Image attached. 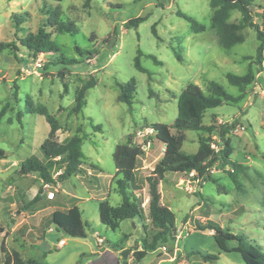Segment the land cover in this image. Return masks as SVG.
<instances>
[{
    "label": "rangeland",
    "instance_id": "obj_1",
    "mask_svg": "<svg viewBox=\"0 0 264 264\" xmlns=\"http://www.w3.org/2000/svg\"><path fill=\"white\" fill-rule=\"evenodd\" d=\"M209 2L89 0L86 4L85 0H0V42L12 41L17 46L16 50L10 47L0 49V108L5 105V112L0 118V149L4 151V156L0 157V264L4 260L1 246L6 251L12 246L18 247L17 251L25 259L36 257L37 241L42 235L30 221L32 214L44 207L42 213L50 212L51 206L56 204L54 200L59 199L62 193L65 195V191L86 197L83 185L97 189L103 187L96 175L103 179L114 171L112 153L116 144L126 142L130 136L134 143L141 144V154L145 157L146 146L152 142L150 137L154 140L152 129L146 125L152 122L173 123L177 114V96L187 83H196L206 92L207 81L214 80L228 93H239L238 88L227 81L225 73H245L249 60L244 57L254 55L258 41L254 30L246 27L241 30L245 36L243 42L230 48L221 47L215 31L210 27L212 11ZM54 7L60 10V19L73 21L78 31L74 34L53 32L52 39L58 51L37 56L43 64L60 54L73 59L74 63L56 62L48 64L45 69L43 65L38 68L35 58H28L27 50L20 45L18 38L28 31H36L48 17L46 10ZM177 10L195 18L205 26L204 30L193 31L189 23L176 14ZM262 10L264 0H253L251 11L254 20H260ZM12 12L21 19L18 29L11 19ZM140 15H146V18L137 27L123 25L128 19ZM239 18L240 13L231 10L229 20L237 21ZM153 26L156 35L152 32ZM138 48L143 52L140 62L150 73V78L133 65ZM175 52L180 54L181 60ZM147 54L156 56L161 63H154ZM87 58H90L89 62ZM24 66L26 68H21ZM258 75L264 79V61L263 70ZM90 76L96 79V83L86 91V103L81 111L75 113L72 111L74 91ZM131 77L135 79L136 90L129 107L117 100V83L126 82ZM64 84L67 86L66 92L63 91ZM27 96L33 103L44 105L57 119L60 125L56 133L58 141L74 134L76 128L81 126L87 134L81 143L85 172L62 182H49L47 187L32 172L21 173L7 182L19 171L21 161L29 156H36L46 163L40 144L47 136L49 124L43 115L25 112ZM18 111L22 113L20 121L17 119ZM210 113H216L227 122L240 120L243 126L237 131L231 129L229 133L233 147L231 157L247 166L244 172L239 173L243 190L236 189L226 173L218 172L214 176L221 185L219 188L217 182L206 180L202 187L196 186V192H188L185 185H175L181 176L179 173L166 172L159 186L163 202L173 211L177 226L185 223L186 216L192 211L191 229H184L182 236L174 243H163L165 252H162V244H159L154 253H147L141 264H156L157 260L166 258L169 260L161 264L243 263L239 253L221 251L212 232L199 229L198 225L206 224V220H192V215L207 216L212 224L224 226L236 234H245L253 243L264 248V157L261 155L264 152V86L256 80L246 88L241 100L208 109L204 123L215 119ZM215 123L219 124L217 121ZM95 124H100L101 130H94ZM170 129L175 132L173 127ZM184 133L186 138L182 149L192 153L197 149V136L202 131L184 130ZM189 137L192 142L188 140ZM212 141L220 146L218 137L212 138ZM152 147L156 151L161 150L159 141H155ZM88 171L91 174H86ZM146 171L150 172L148 169ZM57 172L52 166L54 180ZM39 187L42 188L39 198L28 208H23ZM48 191L52 192V196L50 194L48 197ZM136 192L142 207L146 193L141 189ZM57 195L59 198H56ZM117 198L120 200L118 194L113 195L111 204H115ZM203 201L207 203L204 207L193 210L198 202ZM240 205L243 208L239 212H231ZM144 209L148 211L147 205ZM83 218L90 228L86 239L79 240L67 235L52 222L47 223L46 226L51 225L52 230L44 228L41 245L46 250L45 260L48 264L83 262L85 257L80 253L88 252L89 245H94L91 234L95 231L115 243L113 247H121L125 242L122 234L132 232L134 240L128 250H136L142 245L143 236L146 233L150 236L155 231L147 212L142 218L136 216L133 220H123L114 230L108 228L100 222L93 199L85 202ZM59 237L65 238V244L53 247ZM228 244L234 246L236 241L231 240ZM196 252L216 254L218 258L211 262L204 261ZM92 258L103 263V257L93 255ZM132 261L136 263L134 258ZM112 262L115 259L103 264H115Z\"/></svg>",
    "mask_w": 264,
    "mask_h": 264
},
{
    "label": "trees",
    "instance_id": "obj_2",
    "mask_svg": "<svg viewBox=\"0 0 264 264\" xmlns=\"http://www.w3.org/2000/svg\"><path fill=\"white\" fill-rule=\"evenodd\" d=\"M60 1V0H57ZM253 0H210L211 7L210 27L215 31L217 42L221 47L230 48L237 43L243 42L244 34L241 32L243 28H251L255 32L258 41L254 55L245 56L248 59V67L245 73L235 74L226 72L227 81L238 88L239 93L233 95L228 93L224 87L217 81L208 80L207 90L203 91L196 83H187L184 89L177 96V114L171 125L163 122L148 123L146 127L152 129L154 137L164 143L163 155L153 169L145 176L148 184V211L147 217L150 219L155 231L149 236L147 233L142 238V248L134 250L132 255L135 260L142 259L147 252L157 249L159 244L164 245L166 242H175V217L172 210L160 202V192L158 184L164 179L166 172H176L186 176L191 170H195L196 177H202L203 181L212 180L217 182L218 188L221 186L217 179L208 173L207 169L216 166L217 169L225 172L236 186V189L243 190V184L239 180V173L244 172L247 166L243 163L235 161L231 155L233 147L230 142L229 132L234 128L238 120L231 122H223L216 124L215 119L209 123L203 122V116L207 109L222 105L223 103H234L244 97L245 90L250 84L257 80V74L263 70L264 61V10L259 15V21L254 20L251 11ZM88 4L89 0H85ZM231 10H237L240 18L237 21H230L229 16ZM48 17L44 23L39 25L36 31H28L23 37L18 38L20 45L25 47L28 56L35 58L39 53L53 54L58 51L57 45L52 39L53 32L76 33L78 31L73 21L60 19V10L57 7L46 10ZM176 14L184 18L195 31L204 30L205 26L198 22L192 16L177 10ZM146 18V15L136 16L128 19L123 23L126 27H137L138 24ZM14 27L19 28L18 24L21 19L15 12L11 13ZM152 32L156 35L154 26ZM17 49L14 42H0V49L3 48ZM77 50L79 48L77 47ZM91 51H88L90 53ZM178 59L180 55L175 52ZM143 52L138 48L134 57V67L142 72L150 73L142 66L140 57ZM154 63L160 64L161 61L152 54H147ZM72 64L73 59L58 55L51 57L43 64V68H47L50 63ZM255 65V68H253ZM96 79L90 76L83 81L74 91V106L72 111L78 113L86 103L85 93L94 86ZM119 92L117 100L124 102L131 107L133 96L136 90L135 79L129 78L126 82L117 83ZM63 91H67L64 84ZM16 92L14 91V95ZM5 112V105L0 108V118ZM25 112L38 113L44 116L49 124V130L46 138L41 142L40 148L46 163L36 156H29L21 161L20 168L24 169L23 173L34 172L37 170L36 176L42 180V183L63 181L68 177L82 171V160L84 158L81 150L82 140L87 138V134L83 132L81 126L76 128V132L63 141L56 138L60 125L53 114L49 113L42 104H35L32 99L27 96L25 98ZM21 111L17 112V119L20 121ZM215 118V117H213ZM94 130H101L100 124H95ZM171 127L175 132L171 131ZM184 130L202 131L197 137L198 147L195 152L187 153L182 150V142L185 139ZM216 134L219 139V149L215 151L211 147L212 135ZM214 140V139H213ZM142 153V147L139 143H134L129 136L124 143L116 144L112 153L114 167L116 169L114 180L116 191L121 197V201L117 205H112L108 200L103 199L98 202L97 212L99 220L108 228L114 230L119 223L126 219H133L136 216L143 217L144 212L138 202L136 194L130 190L131 183L134 181V171L137 156ZM264 157V152H261ZM4 156V151L0 149V157ZM56 168L57 174L55 180L52 178L51 167ZM258 172V171H257ZM264 178V174H262ZM200 185H202L200 183ZM136 189L140 188L135 187ZM42 188L39 187L35 195L24 204L23 208H28L40 196ZM50 222L56 227L61 228L67 235L71 237L84 238L87 236L89 223L82 218V211L77 205H72L65 210H54L50 215ZM201 230H212V237L223 252L239 253L242 264H264V248L255 244L245 234H236L220 225L206 223L199 224ZM234 240L236 244L229 246V241ZM4 255L2 264H48L45 260L46 252L40 256L23 258L19 251H6L1 246ZM198 257L204 261L211 262L216 260L218 255L196 252ZM80 264V261H76Z\"/></svg>",
    "mask_w": 264,
    "mask_h": 264
},
{
    "label": "crops",
    "instance_id": "obj_3",
    "mask_svg": "<svg viewBox=\"0 0 264 264\" xmlns=\"http://www.w3.org/2000/svg\"><path fill=\"white\" fill-rule=\"evenodd\" d=\"M180 55V54H179ZM181 57V56H180ZM28 58H29V56H28ZM181 60V59H180ZM21 68H26V66H24V67H21ZM198 85V84H197ZM199 86V85H198ZM201 88V87H200ZM241 100V99H240ZM208 110V109H207ZM207 110L205 111V113H204V115L207 113ZM210 115L212 116V118L213 117H215V120L217 121V123H223V122H227V121H224V120H222L216 113H210ZM203 118H204V116H203ZM209 123V122H208ZM238 123H240V120L238 121ZM237 123V124H238ZM240 125L242 126V124L240 123ZM242 128H243V126H242ZM230 133V132H229ZM152 134L154 135V132H152ZM151 134V135H152ZM201 134H203V132L201 133ZM184 135H185V133H184ZM229 135V134H228ZM198 137V136H197ZM217 137V135L216 134H213L212 135V138H216ZM230 137V136H229ZM185 138H186V136H185ZM150 139L152 140V142H148V146H146V149H145V152H146V155H145V157H143L142 156V154H140V155H138L137 156V159H136V164H135V171H134V181L131 183V188H130V190L131 191H133L136 195H138V192H136V191H138V190H143L146 194H145V196H144V202H142V207H143V212H144V215L146 214V212L147 211H145V205H147V209H148V192H147V190H148V184H147V182H146V180H145V176L149 173L148 171H146L147 169L149 170V171H151L152 169H153V167H154V165L156 164V162L158 161V159H160L161 157H162V155H163V150H164V143L162 142V141H160V140H158L157 138H155L154 137V140L152 139V137H150ZM185 140V139H184ZM183 140V141H184ZM190 142H192V140H190V137H189V139H188ZM155 141H159V145L161 146V150H159V151H156V150H154V148L152 147L153 146V144H154V142ZM194 142V141H193ZM182 144H183V142H182ZM198 147V146H197ZM181 148H182V146H181ZM148 149V150H147ZM183 150V149H182ZM185 151V150H184ZM196 151V150H195ZM194 151V152H195ZM186 152V151H185ZM187 153H190V152H187ZM193 153V152H192ZM81 167H82V165H81ZM84 169H83V167H82V171L81 172H78V173H76V174H74V175H72V176H75V175H77V174H79V173H82V172H85V171H83ZM115 171H116V169H115V167H114V171L112 172V173H109L108 175H107V177L106 178H103V179H100L99 178V176H98V174L96 175L97 176V179L99 180V182H100V184H102L103 185V187H100V188H90V187H88V186H86V185H83V189L85 190V192L87 193V196L86 197H79V196H77V195H75V194H71V193H69V192H67V191H65V195H60L61 197L59 198L58 197V195H57V197L56 198H59V199H57V200H54L55 202H56V204L55 205H53V206H51V207H53L52 209H51V211L49 212V211H47L45 214L44 213H42L44 210H45V207L44 208H41V209H37L33 214H32V218L30 219V221L33 223V225H34V227H35V229H37V230H39L40 232H41V235H42V237H41V239L44 237V228L45 227H47V230L48 231H51L52 230V226L51 225H49V226H46L47 225V223L49 222V224H50V215H51V213L54 211V210H65V209H67L68 207H70V206H72V205H77L80 209H81V211H82V218H83V213H84V211H85V202L86 201H90V200H94L95 201V203H96V205H98V202L99 201H101V200H103V199H106V200H108L109 201V203L111 204V202H110V200L113 198V195H115V194H118L117 193V191H116V184H115V180H114V175H115ZM218 172H223L222 170H219V169H217V167H215V169H214V171L212 172V173H210V175H212V177H214V178H216L215 176H214V174H216V173H218ZM223 173H225V172H223ZM86 174H91V172H86ZM165 177V176H164ZM186 176H183V175H181L177 180H176V182H175V185H185L186 186V184H187V182H188V180L186 179L185 180V182L182 184V183H180V180H182V179H184ZM69 178H71V176L70 177H68L67 179H65V180H68ZM137 179H139V180H137ZM65 180H63V181H65ZM55 181H57V180H55ZM191 181H192V185H196V184H198V183H196V182H194V179H192L191 178ZM57 182H62V181H57ZM161 183V182H160ZM160 183L158 184V190H159V192H160V189H159V186H160ZM140 187L139 189L137 188H135V187ZM200 187H202V185H200ZM186 189V188H185ZM63 190V189H62ZM49 192H51V191H48V193ZM188 192H191V191H189L188 190ZM222 192H224V191H222ZM119 195V194H118ZM171 195H173V194H171ZM50 196V195H49ZM120 196V195H119ZM97 197H98V199H97ZM75 198V199H74ZM74 199V201H70V200H73ZM115 204H112V205H117V204H119L120 203V201H121V197H120V200H119V198H117V199H115ZM160 202H161V204H164V205H166L167 207H170L169 205H167L165 202H163V197H162V193L160 192ZM81 203V204H80ZM207 203H206V201H203V202H201V203H199L198 202V204L196 205V206H194V208H193V210H200L202 207H204L205 205H206ZM243 208V206L242 205H240L239 207H235L234 209H231V212H233V213H237V212H239L240 211V209H242ZM207 210V209H206ZM205 210V211H206ZM173 212V211H172ZM174 214V213H173ZM192 214V211L190 212V215ZM186 216V220L188 219V218H190L191 219V216ZM142 218V217H141ZM194 218H196V220H198V221H204V220H206L205 222L206 223H211L210 221H209V218L207 217V216H199V215H192V220L194 219ZM134 219V218H133ZM133 219H126V220H133ZM83 220H85L84 218H83ZM85 221H87V220H85ZM195 221V220H194ZM88 222V221H87ZM122 222V221H121ZM121 222L119 223V225L121 224ZM184 222H185V220H184ZM133 224H134V227H136V225H135V223L133 222ZM90 225V224H89ZM182 225L183 224H181L180 226H177L176 224H175V227H176V231H177V229H179L180 227H182ZM221 226V225H220ZM119 227V226H118ZM221 227H224V226H221ZM89 228H90V226H89ZM226 228V227H225ZM184 229H186L187 230V228H185L184 227ZM184 229H183V231H184ZM188 229H191L190 228V226H189V228ZM228 229V228H227ZM210 231V233L212 232L211 230H209ZM87 236H88V229H87ZM86 236V237H87ZM91 236L93 237V243H94V245L93 244H91V245H89V251L88 252H81L80 253V256H82V257H85L84 259L85 260H83V262H80V264H103L104 262H108V261H110V260H112L113 261V259H115V262H112V263H115V264H122L123 263V258H122V256H121V251L122 250H124V249H128V246L131 244V242H133V235H132V232H130V231H126V232H124L123 234H122V237H124L125 238V242H124V244H122V246L121 247H113V245L115 244V243H111L105 236H101V234L100 233H98V232H93L92 234H91ZM86 237H84V238H79V237H73V238H75L76 240H79V239H86ZM98 237H102V239H103V242H98L97 241V239H98ZM61 238H64V237H59L58 239H57V241H56V244L55 245H53V247H61V246H58V240L59 239H61ZM41 239L40 240H38L37 241V254L35 255V256H40V255H42L44 252H46V250H43V248H42V243H41ZM65 239V238H64ZM65 242H66V240H65ZM85 244H87L86 243V241L84 242ZM65 244V243H64ZM63 244V245H64ZM62 245V246H63ZM116 245V244H115ZM229 246H231V245H229ZM142 248V245H139L138 247H137V249L136 250H139V249H141ZM12 250H19V248L18 247H16V246H12L11 247V249L9 248V251H12ZM134 250L132 249V250H129V253H128V255H127V264H134L133 263V261H132V258H134L133 257V255H132V252H133ZM150 252H152V253H154L155 251H150ZM150 252H147V253H150ZM147 253L145 254V256L147 255ZM118 254V255H117ZM93 255H95V256H97V257H103V263H98V261H96V258H92V256ZM144 256V257H145ZM143 257V258H144ZM142 258V259H143ZM107 259V260H106ZM142 259H140L139 261H137L136 260V263L135 264H141L140 262H141V260ZM169 259H159V260H157V262H156V264H161V262H163V261H168ZM82 261V260H81ZM145 264V263H144Z\"/></svg>",
    "mask_w": 264,
    "mask_h": 264
},
{
    "label": "built area",
    "instance_id": "obj_4",
    "mask_svg": "<svg viewBox=\"0 0 264 264\" xmlns=\"http://www.w3.org/2000/svg\"><path fill=\"white\" fill-rule=\"evenodd\" d=\"M39 54H40V53H39ZM41 54H42V53H41ZM87 61L89 62V61H90V58H87ZM35 65H36V67H38V68L41 67V66L43 65L42 60H41L38 56L35 57ZM35 73H36V72H35ZM238 128L242 129V126H240V124H237L234 128H232V130L237 131ZM210 145H211V147H212L215 151H218L219 146L215 145V143H214L213 141H211V144H210ZM141 147H142V146H141ZM215 167H216V166L214 165V166L210 167L209 169H207L208 173H212V172L214 171ZM196 175H197L196 171H195V170H191L190 172H188V174L186 175V177H185L184 179L180 180V183L183 184V183L185 182V180L187 179L188 182H187L185 188H186L187 190L191 191V192H196V191H197V190H196V186H198V185L200 186V183L202 184V183L204 182L202 177H198V178H197ZM191 178L194 179V182H196V183H198V184H196L195 186L192 185ZM43 186L47 187V186H49V183H43ZM50 194H51V196H52V192H49V193H48V197H49ZM190 223H191V219L188 218V219L185 221V223H183L184 225H182V227H180L179 229H177L176 234H175V241H177V240L182 236V233H183V229H184V227L187 228V229L189 228ZM97 241H98L99 243H100V242H103L102 237H98ZM64 243H65V239H64V238H61V239L58 240V246H62ZM160 249L162 250V252H165V250H166V246H165V245H161V246H160Z\"/></svg>",
    "mask_w": 264,
    "mask_h": 264
},
{
    "label": "water",
    "instance_id": "obj_5",
    "mask_svg": "<svg viewBox=\"0 0 264 264\" xmlns=\"http://www.w3.org/2000/svg\"><path fill=\"white\" fill-rule=\"evenodd\" d=\"M257 81L260 83V85L263 87L264 86V79H263V77L262 76H257ZM24 172V169L23 168H20L19 169V171H17L16 173H14L8 180H7V182H9L10 180H12L13 178H15V177H18L21 173H23ZM34 174H37V170H35L34 172H33ZM128 253H129V250L128 249H124V250H122L121 251V256H122V258H123V263L122 264H127V255H128Z\"/></svg>",
    "mask_w": 264,
    "mask_h": 264
}]
</instances>
